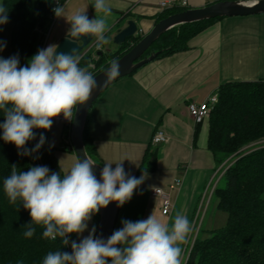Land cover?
Returning <instances> with one entry per match:
<instances>
[{"label":"crops","instance_id":"0c3cea01","mask_svg":"<svg viewBox=\"0 0 264 264\" xmlns=\"http://www.w3.org/2000/svg\"><path fill=\"white\" fill-rule=\"evenodd\" d=\"M214 1L106 0L111 8L106 18L108 42L97 50L94 40L78 58L93 47L95 52L118 50L113 37L129 19L136 21L138 34L144 35L166 9L198 8ZM63 8L66 17L77 11L86 12L91 18L97 15L92 0H67ZM68 27L66 18L62 17L46 47L57 46ZM258 79H264V14L224 17L194 36L188 49L153 59L116 80L97 98L87 120L96 160L102 164L123 161L126 173L137 178L146 174L131 200L119 208L114 230L121 227V220L146 219L151 213L169 226L177 213L185 215L191 224L206 187L212 185L229 163L217 164L208 146V117L195 122L188 103L202 102L226 82ZM157 129L166 133L168 141L153 145L151 139ZM149 146L156 150L155 168L141 169ZM156 188L164 189L173 200L168 215L162 213V200L153 193ZM95 223L94 215L88 222V230L80 236L74 234L78 242ZM201 228L205 231L204 225Z\"/></svg>","mask_w":264,"mask_h":264},{"label":"clouds","instance_id":"9594fccd","mask_svg":"<svg viewBox=\"0 0 264 264\" xmlns=\"http://www.w3.org/2000/svg\"><path fill=\"white\" fill-rule=\"evenodd\" d=\"M52 10L56 17L66 18L69 24L65 39L75 43L82 37H91L96 47L106 44V18L111 8L106 0H92L94 18L86 12H75L66 17L59 0ZM8 22V11L0 2V25ZM5 42H0V52ZM77 51L57 52L50 45L21 65L18 55L0 56V140L13 144L18 156L39 153L46 142L43 132L29 149L26 144L36 139L34 129L45 131L52 127L53 118L73 119L78 105L85 104L97 87L91 72L79 67ZM120 74V65L113 60L105 73V82ZM115 164L113 168L112 165ZM94 164L85 157L66 172H50L47 166L28 167L17 171L12 165L10 174L3 179V193L9 204L18 201L30 216L23 236L31 238L36 227L49 240L60 238L71 252H48L42 264H181L182 247L191 232L187 217L177 213L171 225L163 223L153 213L146 219L121 220V227L107 239L97 237L93 227L77 242L70 235L80 236L88 230V222L100 209L115 202L118 208L129 202L133 193L146 179L125 172L123 161L105 162L99 179Z\"/></svg>","mask_w":264,"mask_h":264},{"label":"trees","instance_id":"16d2710c","mask_svg":"<svg viewBox=\"0 0 264 264\" xmlns=\"http://www.w3.org/2000/svg\"><path fill=\"white\" fill-rule=\"evenodd\" d=\"M64 2L59 0L60 5ZM3 5L12 22L10 56L18 55L20 64L26 65L40 49L51 25L55 0H3ZM182 10L184 8L166 9L156 21ZM221 18L224 17L175 27L161 35L145 55L162 50L158 58L186 50L194 36ZM142 36L138 34L127 39L114 52L100 50V54L97 51L93 56V52L88 51L79 59V67L94 76L127 52ZM216 93L218 100L208 115V146L217 164L230 159L214 194L218 208L227 213V224L211 230L207 236L202 234L201 228L185 264H264V79L226 82ZM2 116L0 113V123L3 122ZM66 127L62 128L61 148L72 150L66 140L69 137ZM41 132L46 138L39 151L41 163L50 172L59 173L61 169L55 156L57 147L51 144L49 130L39 129L36 142ZM84 143L89 156L96 159L87 124ZM34 145L32 140L26 147L31 149ZM35 156H18L13 144L0 140V264H42L43 257L50 251L68 252L60 238H44L40 227H36L31 238H25L23 232L25 225L30 223L29 213L19 201L9 204L3 193V179L10 174L12 165L18 172L27 171L28 167L36 166ZM155 156L156 150L149 146L141 169H154ZM95 218L97 223L98 213ZM70 240L77 241L74 234L70 235Z\"/></svg>","mask_w":264,"mask_h":264},{"label":"water","instance_id":"95a60500","mask_svg":"<svg viewBox=\"0 0 264 264\" xmlns=\"http://www.w3.org/2000/svg\"><path fill=\"white\" fill-rule=\"evenodd\" d=\"M255 14H264V0H218L203 7L186 8L157 21L148 33L144 34L127 52L115 60L120 65V74L114 80L105 82V73L111 63L93 76L96 80L97 87L85 104L77 106V110L73 113V119L69 127V142L78 161L80 158L84 159L85 157L91 159L96 164L93 171L97 179H99L103 164L89 156L84 143V131L91 107L97 98L116 80L130 75L141 66L155 59L162 52V50H155L145 55L161 35L175 27H180L185 24L210 20L217 17H236ZM86 15L91 19L89 14ZM138 33L136 21L129 19L124 27L116 30L113 43L120 47L127 39L135 37ZM93 41L94 39H91V37H82L76 41V44L69 43L64 35L58 42L56 51L69 52L74 48L77 51L76 55L79 56L87 47L92 45ZM97 53L100 54L101 51ZM118 211L119 208L115 202H111L106 208L100 209L95 228V235L97 237L107 239L111 235L115 228Z\"/></svg>","mask_w":264,"mask_h":264},{"label":"built area","instance_id":"2783aa9c","mask_svg":"<svg viewBox=\"0 0 264 264\" xmlns=\"http://www.w3.org/2000/svg\"><path fill=\"white\" fill-rule=\"evenodd\" d=\"M66 1L67 0H65V2L63 4H61L62 7L66 3ZM185 3H186V1L183 2V4H185ZM163 6H167V5H165V3H163ZM170 6H173V5L171 4V5H169V7ZM54 17H55V15L51 16L52 21H53ZM51 24H52V22H51ZM49 29H50V27H49ZM49 29L45 33V37H44V40L41 44L40 49H43L46 47ZM99 49L100 48H97V50H99ZM91 66L93 67L92 64H91ZM217 100H218V95L216 92H214V93L210 94L208 97H206V99H204L200 103H196L194 101L189 102L188 103V110H189V113L191 114V116L195 119V122H197V123L201 122L204 118L208 117L211 109L214 107ZM53 120L58 124L62 123V125L64 124L68 127H70V124L72 122V120L71 121L65 120L62 115L59 117L53 118ZM38 130L39 129L33 130L34 133L36 134V139H37ZM36 139L33 140V143H36ZM167 141H168V136L166 135V133L162 129L155 130V132L153 133L152 139H151V143L153 145H158V144H161V143H164ZM69 147L72 148L71 144H69ZM35 155H36L35 156L36 157V165H42L39 153H36ZM225 170H226V168L222 171L221 175H219L213 181L212 185H209L206 187L205 191L203 192V194L200 198V202L198 204L197 211L195 212L193 219L191 221V224H190L191 232L188 236L187 242L185 243V252L187 249H189V252H190V250H191V248H192V246H193V244H194V242H195V240H196V238L200 232L201 225L203 222V218L206 214L210 200L214 196L215 189L217 187V183H218L219 179L222 177ZM177 182L179 183V181H177ZM153 193L156 196H159L162 200V207H161L162 213L165 215L170 214L172 211V208H173V200H172L170 194L161 188L154 189ZM70 252H71V248H70L69 253Z\"/></svg>","mask_w":264,"mask_h":264},{"label":"rangeland","instance_id":"374dc122","mask_svg":"<svg viewBox=\"0 0 264 264\" xmlns=\"http://www.w3.org/2000/svg\"><path fill=\"white\" fill-rule=\"evenodd\" d=\"M0 2L3 3V0H0ZM61 20H62V17H56V16L54 17L52 24L50 26L49 32H48L47 40L50 37V41H51V33L56 31L59 24L61 23ZM11 33H12V22L11 20L8 19V22L5 25H0V42L6 43L4 51L0 52V56L2 57L8 58L11 55V45H10ZM95 49L96 48L94 47L90 49V51H92L94 54L93 56H95V53H94L96 51ZM61 129H62V123L58 124L53 120L52 127L49 129V133H50L51 143L56 145L57 147L55 150V156L57 157L59 167L63 169L64 172H66L70 169V167L74 163L78 162V159L73 150L61 148V145H62L60 144L62 140ZM65 142L63 143V145L65 144ZM224 162L230 163V159L224 160ZM216 203H217L216 197H213L212 204L209 207L207 215H205L206 217H204V220L202 222V226L204 225V230H205L202 232L204 236L209 235L212 229H220V228H223L227 224V218H228L227 213L224 210H221L220 208H218ZM69 251H70V246H68V252ZM188 252H189V249H187L185 252V244H183L181 264H185L186 258L188 256Z\"/></svg>","mask_w":264,"mask_h":264}]
</instances>
